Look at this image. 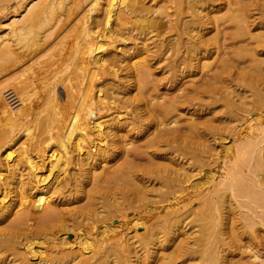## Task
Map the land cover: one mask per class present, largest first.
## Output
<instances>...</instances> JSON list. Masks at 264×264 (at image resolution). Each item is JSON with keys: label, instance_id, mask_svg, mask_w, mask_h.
I'll return each instance as SVG.
<instances>
[{"label": "bare ground", "instance_id": "1", "mask_svg": "<svg viewBox=\"0 0 264 264\" xmlns=\"http://www.w3.org/2000/svg\"><path fill=\"white\" fill-rule=\"evenodd\" d=\"M0 14V264H264V0Z\"/></svg>", "mask_w": 264, "mask_h": 264}, {"label": "rangeland", "instance_id": "2", "mask_svg": "<svg viewBox=\"0 0 264 264\" xmlns=\"http://www.w3.org/2000/svg\"><path fill=\"white\" fill-rule=\"evenodd\" d=\"M2 17V14H0V19ZM69 28V27H68ZM67 28V29H68ZM67 30H65L64 32H62V34L56 36L54 39H52L49 43H47L42 49H40L38 52H36L34 55L30 56L29 58H27L26 60H24L21 64L10 68V70H7L6 72H4L2 75H0V83L5 82L6 80H9L12 77L17 76L18 74H20V72H22L23 70H25L27 67H29L32 64L37 63L38 61H42L43 59L45 60L48 55L47 52L51 49L52 52L56 53L58 52V48H57V41L58 39L66 32ZM46 55V56H45ZM10 86V87H9ZM11 88V85L7 86V89ZM6 90V88L3 89V91ZM18 102L16 101L14 105H16ZM16 107V106H15ZM19 107V106H17ZM2 113V109L0 106V114ZM227 141L225 140V143H228V138H226Z\"/></svg>", "mask_w": 264, "mask_h": 264}]
</instances>
